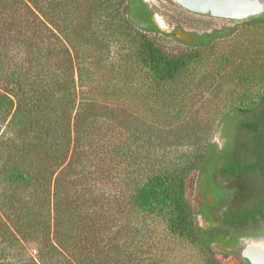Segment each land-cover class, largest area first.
Masks as SVG:
<instances>
[{"label": "trees", "instance_id": "1", "mask_svg": "<svg viewBox=\"0 0 264 264\" xmlns=\"http://www.w3.org/2000/svg\"><path fill=\"white\" fill-rule=\"evenodd\" d=\"M231 29L242 42L212 57L208 44L164 48L142 0H0V210L11 228L0 235L20 252L35 243V256L17 254L21 264H171L163 238L127 240L135 213L158 218L203 264H223L217 253L252 264L234 247L264 217V11ZM113 41L117 64L103 57ZM206 57L214 88L233 96L217 122L225 146L207 141L182 166L156 171L149 132L119 122L110 93L138 88L143 75L149 90L174 88ZM97 61L108 70L101 83ZM192 173L213 205L186 196Z\"/></svg>", "mask_w": 264, "mask_h": 264}, {"label": "rangeland", "instance_id": "2", "mask_svg": "<svg viewBox=\"0 0 264 264\" xmlns=\"http://www.w3.org/2000/svg\"><path fill=\"white\" fill-rule=\"evenodd\" d=\"M154 3L156 10V18L163 33L156 37L160 44L171 51L191 49L193 46L188 41L179 39L177 36L180 30L171 34L173 27L179 25L183 32L196 35H205L210 33L214 28L232 27L236 23V19H228L223 17H216L210 14L197 13L184 8H181L175 1L168 3L166 0H149ZM106 17L104 12L95 14L94 25L96 30H100L101 22ZM163 27V28H162ZM167 34H165V33ZM244 32L241 30L230 29L226 35H220L209 45L212 57L222 53L234 42H242ZM204 43V42H203ZM200 43V44H203ZM111 43L112 49L104 53L108 62L113 64L118 63V50ZM208 58V57H206ZM97 66L96 79L98 83L104 81L103 74L107 73V68L99 64ZM103 63V62H102ZM211 57L207 62H202L197 66V69L191 73H182L178 77V82H175V87L170 89L149 90L144 86L143 75L141 84L139 83L136 89H113L109 97V105L113 107V114L119 122L130 124L142 130H147L151 137L150 157L153 160V168L159 172L171 171L178 166H182L187 160L191 159L193 155L201 150L207 141L220 142L219 129L217 122L224 110L229 107L233 96L228 95L226 88L223 86L221 91L214 88L215 80L212 76L215 70L211 68ZM228 70V66L224 68L222 75ZM103 77V79H99ZM110 78V75L108 77ZM112 77V81H114ZM181 80L189 82L187 86L180 87ZM143 84V85H142ZM2 129L0 130L1 133ZM151 167H147V172L151 173ZM196 174L192 173L186 184V196L193 204H198L199 188L196 183ZM113 188L110 194L113 193ZM107 194L108 196H111ZM137 219L138 228H127L125 237L128 241L129 237L139 231L143 235H148V239L161 237L165 242L170 243L168 246L172 247L171 264H203L202 260L197 255L195 249L190 243L185 240L172 236L168 233L165 225L156 217L135 213L133 217L127 219ZM199 224L204 225L203 219L198 218ZM131 227V226H130ZM5 229L8 233L10 228L9 223L5 220L0 210V230ZM8 229V230H7ZM139 233V234H140ZM136 240L138 244L139 238ZM141 237V236H140ZM135 243V242H134ZM141 247L144 246L140 242ZM5 242L0 235V264H19L17 254L20 252L14 246ZM161 246V243L156 245ZM5 248L6 255L2 252ZM22 257L24 253L30 256L36 255L35 243L29 242L26 247L20 252ZM4 255V256H3ZM216 258L223 264H237L238 258L236 256L217 253ZM24 259V258H23ZM22 259V260H23ZM21 264V263H20Z\"/></svg>", "mask_w": 264, "mask_h": 264}, {"label": "flooded vegetation", "instance_id": "3", "mask_svg": "<svg viewBox=\"0 0 264 264\" xmlns=\"http://www.w3.org/2000/svg\"><path fill=\"white\" fill-rule=\"evenodd\" d=\"M142 1L147 5V7L149 9L150 16H151V20L159 27L160 25H159L158 20L156 18V16H157L156 13L157 12H156V10L154 8V3H151L149 0H142ZM173 1H175L181 8L186 9L177 0H166V2H168V3H171ZM160 27H159V29H160ZM180 29L183 30L182 27H180L179 25H175L173 27V30H172L171 34L173 35V33H175L177 30H180ZM230 29H231V27H226L225 28L224 26L223 27H220L218 29L214 28L210 33H205V35H207V39L204 40V43L203 44L197 43V44H191V45L192 46H196V45H204L207 42L209 43L215 37H218L220 35H226L229 32ZM218 129H219L220 142H216V141H214V142H216L218 144V148L219 149H222L225 146V143L227 141V138L224 135V133H225L224 132L225 131V127H224V129L221 128V127L218 128ZM215 171H216V173H215L216 174V178H215L216 181H218L221 185H226L227 184L226 181H221L220 180L218 169H215ZM196 183H197V181H196ZM198 195H199L198 204H197L198 206H201L203 203H207L208 205H213L214 202H215V195L214 194H211V193H204L203 190H202V187L199 188ZM228 205H229V203H227V202L226 203H223L222 206L220 207V209L214 211V214L216 215L218 213H221L223 210H225L228 207ZM198 218H202L203 219V222H204V225L203 226H205L204 217L200 214V215H198ZM250 225L247 226V227H249L248 228V231L251 230L252 233L250 232V233H247V234H240L238 236V245L234 247V249L237 250L241 255H242V249H245L244 247L248 244V239L249 238H253V239H261L262 238V239H264V217L258 218V220L256 221L255 224H252L250 222ZM216 226L219 229H224V225L222 223H216ZM221 254H225V253H221ZM226 255L236 256V255H233V254H226ZM238 262H239V260H238Z\"/></svg>", "mask_w": 264, "mask_h": 264}, {"label": "bare ground", "instance_id": "4", "mask_svg": "<svg viewBox=\"0 0 264 264\" xmlns=\"http://www.w3.org/2000/svg\"><path fill=\"white\" fill-rule=\"evenodd\" d=\"M194 9H209L214 13L223 12L231 8H238L244 11L256 12L260 9L257 2L253 0H182ZM244 254L255 262L264 264V243L262 241H248Z\"/></svg>", "mask_w": 264, "mask_h": 264}, {"label": "water", "instance_id": "5", "mask_svg": "<svg viewBox=\"0 0 264 264\" xmlns=\"http://www.w3.org/2000/svg\"><path fill=\"white\" fill-rule=\"evenodd\" d=\"M183 7H185L186 9L190 10V11H194L197 13H205V14H210L216 17H223V18H228V19H244L247 18L249 16L252 15H256V14H260L261 12L264 11V0H253L254 2H257L258 5L260 6V9L256 12L253 11H242L238 8H231L228 10H225L223 12L219 11L218 13H214L212 11H210L208 8L207 9H194L193 7H191L190 5H188L186 2L182 1V0H177ZM179 31V30H178ZM180 34L177 36L179 39L184 40V41H188L190 43H203L205 39H207V35H196V34H190L187 32H183V31H179ZM248 241H262L264 242V239H253V238H249ZM245 248V247H244ZM242 255L247 257L250 262L252 264H260L255 262L252 258H250L249 256L244 254V249H242ZM232 256V255H231Z\"/></svg>", "mask_w": 264, "mask_h": 264}]
</instances>
